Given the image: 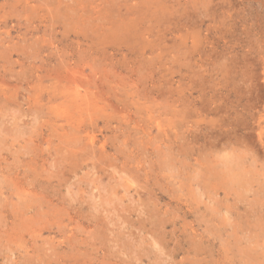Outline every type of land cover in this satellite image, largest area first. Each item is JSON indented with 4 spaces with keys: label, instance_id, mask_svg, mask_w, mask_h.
Instances as JSON below:
<instances>
[{
    "label": "rangeland",
    "instance_id": "rangeland-1",
    "mask_svg": "<svg viewBox=\"0 0 264 264\" xmlns=\"http://www.w3.org/2000/svg\"><path fill=\"white\" fill-rule=\"evenodd\" d=\"M0 264H264V0H0Z\"/></svg>",
    "mask_w": 264,
    "mask_h": 264
}]
</instances>
